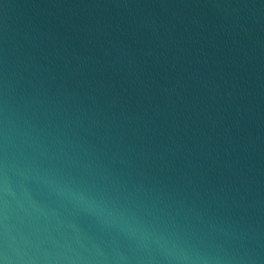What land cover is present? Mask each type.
<instances>
[{"label": "water", "instance_id": "95a60500", "mask_svg": "<svg viewBox=\"0 0 264 264\" xmlns=\"http://www.w3.org/2000/svg\"><path fill=\"white\" fill-rule=\"evenodd\" d=\"M0 264H264V0H0Z\"/></svg>", "mask_w": 264, "mask_h": 264}]
</instances>
